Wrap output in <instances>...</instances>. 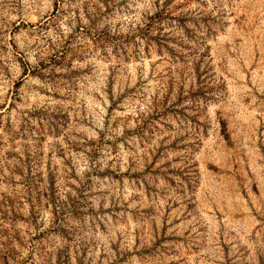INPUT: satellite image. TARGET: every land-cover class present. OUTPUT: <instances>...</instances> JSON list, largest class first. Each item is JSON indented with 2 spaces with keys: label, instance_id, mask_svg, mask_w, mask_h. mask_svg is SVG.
<instances>
[{
  "label": "rangeland",
  "instance_id": "obj_1",
  "mask_svg": "<svg viewBox=\"0 0 264 264\" xmlns=\"http://www.w3.org/2000/svg\"><path fill=\"white\" fill-rule=\"evenodd\" d=\"M0 264H264V0H0Z\"/></svg>",
  "mask_w": 264,
  "mask_h": 264
}]
</instances>
